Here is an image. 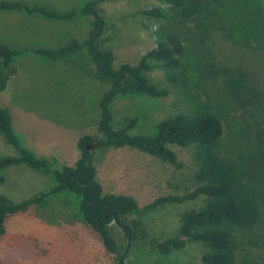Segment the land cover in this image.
Instances as JSON below:
<instances>
[{"label":"rangeland","instance_id":"rangeland-1","mask_svg":"<svg viewBox=\"0 0 264 264\" xmlns=\"http://www.w3.org/2000/svg\"><path fill=\"white\" fill-rule=\"evenodd\" d=\"M63 12L79 10L89 0H19ZM216 13L210 18L176 21L181 45V67L174 84L164 81L160 69L148 73L151 81L168 90L163 98L144 95L124 97L112 105L113 126L125 118H137L132 134L149 135L163 120L198 107H210L222 119V144L261 148L256 151L261 189L260 221L255 236L258 245L245 240L239 259H254L264 253V0H209ZM97 10L105 18L101 45L115 58L113 67L136 64L160 39L153 27L166 20L145 16L148 7L169 12L159 0H102ZM89 29L83 17L50 21L23 12H0V44L23 51L14 58L15 73L0 93V107L11 115V128L21 145L36 156L54 159L55 167L74 165L79 157L78 139L97 135V101L104 86L93 76L84 52L49 61L31 50L55 49L71 39L83 41ZM255 144V145H254ZM182 167L128 148L92 149L97 180L105 193L133 197L142 208L156 198L189 192L195 186L197 169L193 147L172 146ZM14 149L0 135V156ZM0 194L19 202L54 187L51 175L25 166L1 172ZM78 199L63 192L49 195L40 207L10 216L0 237L3 264H117L77 212ZM202 200L168 204L141 215L145 239L132 245L129 264H202L204 248L189 241L180 251L160 257L150 242L172 236L180 215L199 208ZM124 253L121 235L115 231ZM241 264V263H239Z\"/></svg>","mask_w":264,"mask_h":264},{"label":"trees","instance_id":"trees-1","mask_svg":"<svg viewBox=\"0 0 264 264\" xmlns=\"http://www.w3.org/2000/svg\"><path fill=\"white\" fill-rule=\"evenodd\" d=\"M102 0H89L79 10L59 12L52 8L28 4L19 0H0V12H23L28 16L50 21H71L83 17L89 29L83 41L71 39L55 49L36 48L33 53L49 60L67 59L84 52L93 67V76L104 86L97 101L99 112L97 135H82L77 141L79 157L74 165L54 166V159L36 156L23 147L11 128V115L0 107V135L15 154L0 156V174L9 167L25 166L52 176L54 187L48 193H40L19 202L0 194V237L5 233L6 220L32 207H40L49 195L68 192L78 199L77 212L84 223L99 237L104 250L114 255L117 264H129L126 256L132 245L145 239L141 215L144 211L168 204L202 200L199 208L184 211L179 218L176 232L162 240H152L150 246L158 256L182 250L189 241L204 248L202 264H264V253L254 259L239 257L249 245H258L255 236L260 221L259 201L261 189L252 177H259L257 162L261 148L230 146L222 144L224 128L221 117L210 107H198L190 113H178L161 121L149 135L132 134L137 118H125L120 126H113L112 105L124 97L144 95L163 98L168 90L151 81L148 73L153 69L164 72V81L174 84L175 72L181 67L182 45L172 27L176 21L210 18L216 11L209 0H159L167 5L169 12L159 7H148L142 13L150 18L166 20L165 25L153 27L159 35L156 45L144 53L136 64L124 63L114 68L113 53L104 49L101 39L107 26L105 18L97 10ZM23 53L0 44V93L5 90L10 76L15 73L14 58ZM98 148H128L157 158L163 163L180 169L172 146L193 147L197 164L194 173L195 186L183 195L156 198L140 207L128 195L105 193L97 180L93 153L88 144ZM1 181V176H0ZM121 235L124 253L115 234ZM0 264H3L0 261Z\"/></svg>","mask_w":264,"mask_h":264},{"label":"water","instance_id":"water-1","mask_svg":"<svg viewBox=\"0 0 264 264\" xmlns=\"http://www.w3.org/2000/svg\"><path fill=\"white\" fill-rule=\"evenodd\" d=\"M96 144L94 143V144H88L87 145V149L89 150V152H92V149H93V147L95 146Z\"/></svg>","mask_w":264,"mask_h":264}]
</instances>
